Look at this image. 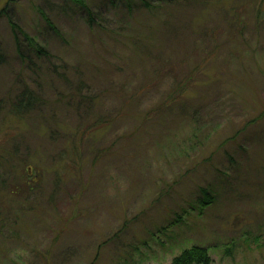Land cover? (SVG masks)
Instances as JSON below:
<instances>
[{
  "label": "rangeland",
  "instance_id": "1",
  "mask_svg": "<svg viewBox=\"0 0 264 264\" xmlns=\"http://www.w3.org/2000/svg\"><path fill=\"white\" fill-rule=\"evenodd\" d=\"M148 1L0 0V264H264L259 0Z\"/></svg>",
  "mask_w": 264,
  "mask_h": 264
},
{
  "label": "trees",
  "instance_id": "2",
  "mask_svg": "<svg viewBox=\"0 0 264 264\" xmlns=\"http://www.w3.org/2000/svg\"><path fill=\"white\" fill-rule=\"evenodd\" d=\"M157 3H165V4H170L172 3L171 0H154ZM140 2L147 8L150 7V2L147 0H140ZM85 10V12L87 13V16L89 18V22L93 21L91 12L88 10V8L83 4L82 5ZM7 6L3 7L0 10V15L3 14V12H5L7 10L6 8ZM127 8L130 10V6L128 5ZM155 9V8H154ZM254 19H256L257 24L259 25L262 21H260L259 18H263L264 19V0H259L257 5H256V10H255V15H254ZM8 19V23L12 29V31L15 33V41H16V45H17V50H19L21 52V48L19 45V41H18V37L16 36V33L19 32L20 34H22L25 39H27L26 35L23 33V31L20 29V27H18L16 24H14L11 21V18L7 17ZM260 22V23H259ZM51 26V25H50ZM17 31V32H16ZM27 41V40H26ZM28 44L30 46H34L36 49V53L38 54H43V50L42 48L35 46L34 43L28 39ZM175 97L173 96L171 99H174ZM36 101L32 98L31 92L27 89H24L23 91L20 92L19 95H17L15 101L13 102V104L11 105V112L17 116L20 117L24 114H26V112L30 111L31 109H33L34 103ZM262 117H264V110L255 118L256 120L262 119ZM254 121V119L252 120ZM215 194L213 193V191H211L209 188H200V197L199 200L197 201V208H199V210H202L207 206H209L210 204H212L213 202H215ZM196 207V206H195ZM194 206H191V211L195 210ZM200 214V213H199ZM230 252V251H227ZM212 261L210 255H209V250L206 247H200V246H192L190 248L184 249L182 250L178 255L174 256L172 258V260L170 261L169 264H210Z\"/></svg>",
  "mask_w": 264,
  "mask_h": 264
}]
</instances>
